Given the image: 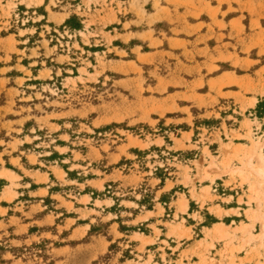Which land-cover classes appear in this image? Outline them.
Returning a JSON list of instances; mask_svg holds the SVG:
<instances>
[{
	"label": "rangeland",
	"instance_id": "1",
	"mask_svg": "<svg viewBox=\"0 0 264 264\" xmlns=\"http://www.w3.org/2000/svg\"><path fill=\"white\" fill-rule=\"evenodd\" d=\"M264 0H0V264H264Z\"/></svg>",
	"mask_w": 264,
	"mask_h": 264
},
{
	"label": "bare ground",
	"instance_id": "2",
	"mask_svg": "<svg viewBox=\"0 0 264 264\" xmlns=\"http://www.w3.org/2000/svg\"><path fill=\"white\" fill-rule=\"evenodd\" d=\"M263 147L264 146L262 145L261 148H263ZM253 157L254 156H251V158H250L249 167L252 169L254 174L260 179L259 183H260V185L263 186L262 195L264 196V152H263V149H260V152L257 155L258 165H255L252 162ZM262 236H264V222L262 225Z\"/></svg>",
	"mask_w": 264,
	"mask_h": 264
}]
</instances>
